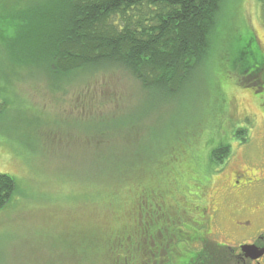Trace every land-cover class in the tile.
<instances>
[{"label": "trees", "instance_id": "16d2710c", "mask_svg": "<svg viewBox=\"0 0 264 264\" xmlns=\"http://www.w3.org/2000/svg\"><path fill=\"white\" fill-rule=\"evenodd\" d=\"M240 1L0 0V20L7 26L5 34L0 31V64L6 63L4 54H8L6 64L13 68L7 75L0 73L4 81L0 83V99L5 101L3 93L8 92L9 82L12 84L10 76L21 77L23 71L32 76L30 67L41 72L50 84H57L50 86L52 92L66 88L75 75L124 69L140 88L164 99L175 98L196 69L203 68L205 97L216 103L227 88L221 76L216 83L210 79L219 43L225 42L220 44L218 58L223 67L222 58L231 49V66H226L231 75L242 78L260 61L259 53H254L262 48L260 40L251 34L243 15L241 31L226 23L231 4L240 5ZM250 34L244 47L237 44ZM249 46L252 48L247 52ZM234 87L232 84L231 91ZM102 88L104 91L90 92L92 115L105 116L106 111L114 114L120 109V102L116 105L115 100L121 95L111 84ZM108 102L114 104L111 111L101 109ZM220 128L227 129L224 117L221 122L216 120L215 128L206 135L199 130L192 139L169 140L163 151L166 164L160 161L153 169L150 161L156 154L139 161L135 152L122 173L113 167L98 171L90 168L86 173L89 195L78 194L73 200L81 209L89 210L75 215L79 221L75 234L84 235L86 241L85 246L84 236L77 239L80 256L75 264H229L227 247L205 244L201 250H191L199 237L198 225L189 219L190 213L199 209V184L207 181L214 165L222 164L228 154L215 147L223 130ZM109 131H97L90 148L98 160H107L113 166L117 160H110L117 158L118 151L99 147L110 139ZM102 151L110 152L106 156ZM98 160L91 159V165ZM155 175L160 178L152 181ZM16 190V179L0 172V210L7 207ZM165 198L170 211L163 205ZM169 199H175L178 207L171 208ZM70 206L74 207L71 202ZM83 214L85 223L81 226ZM181 236L187 241L179 245L175 241ZM87 252L95 261L85 258ZM172 254L178 258L169 263L167 256L174 257Z\"/></svg>", "mask_w": 264, "mask_h": 264}, {"label": "rangeland", "instance_id": "374dc122", "mask_svg": "<svg viewBox=\"0 0 264 264\" xmlns=\"http://www.w3.org/2000/svg\"><path fill=\"white\" fill-rule=\"evenodd\" d=\"M237 5L231 4L226 23L241 31L239 23L243 21V15L249 26L244 24L251 28V34L255 35L257 41L260 40L264 49V0H241ZM6 27L0 20L1 33L5 34ZM251 34L244 35L237 44L244 47ZM222 43L214 51L210 79L218 82L221 76V82H225L227 88L223 89L226 94L216 103L205 97L203 68H197L191 80L172 99L143 90L139 82L124 69H101L75 75L66 88L58 92H52L50 87L57 84L43 79L44 75L34 67L27 69L32 76L25 71L21 77L12 74V84L9 82L8 92L3 93L5 101L0 99V172L16 179L17 190L7 207L0 210V264H75L80 256L76 249L79 243L77 239L84 236L75 234V231H79V221H76L75 215L89 210L81 209L82 206L73 200L78 194L89 195L90 182L86 173L90 168L98 171L113 167V170L122 173L125 163L131 160L129 156L135 152V159L139 161L156 154V158L150 161L153 169L160 161L166 164L163 154L169 140L178 141L183 137L189 140L199 130L206 135L208 130L215 128V121L221 122L223 117L226 123L232 84L236 89L240 88L235 83L236 76L227 69L231 66V49L226 56L221 55L224 56V67L218 61ZM251 48L249 46L247 52ZM258 52L254 50V53ZM4 57L9 64L8 54H4ZM6 63L0 64V73L7 75L13 68L10 65L9 69ZM0 83L4 81L0 80ZM108 84L113 86L117 95H121V99L115 100L116 105L120 102V109L114 114H107L109 111H106L105 116L92 115L89 108L91 99L88 100L90 92H101L102 87ZM237 99L241 114L245 108H249L260 116V110L255 108L254 99L249 93L240 90ZM113 105L108 102L101 109L111 111ZM208 111L211 113L206 114ZM105 128L110 130V139L99 147L118 151L117 158L110 160H117L113 166L107 160H98L90 148L92 138L97 139L95 133ZM220 129L225 131L224 135L229 133V130ZM262 131L263 126L259 134ZM103 152L107 156L110 151ZM91 159L98 161L91 165ZM221 167L222 164H215L214 170ZM222 174L224 179L231 181V159ZM156 177L159 175L151 176L152 181ZM213 177V196L221 202L226 191L222 183L216 180L219 177ZM166 200L163 205L168 208ZM70 202L74 207L70 206ZM168 202L171 208L177 206L175 199ZM99 207H102L101 204ZM84 223L83 214L81 226ZM185 237L181 236L175 242L180 245L187 241ZM82 242L86 246L85 236ZM172 256H167L169 263H174V259L178 258L176 254ZM85 258L92 259L91 253L89 255L87 252Z\"/></svg>", "mask_w": 264, "mask_h": 264}, {"label": "flooded vegetation", "instance_id": "af4514ba", "mask_svg": "<svg viewBox=\"0 0 264 264\" xmlns=\"http://www.w3.org/2000/svg\"><path fill=\"white\" fill-rule=\"evenodd\" d=\"M258 53L259 63L249 67L242 78L236 75L240 89L231 91L226 120L229 133L224 135L222 130L215 146L228 154L222 167L199 184V209L189 218L198 225L199 234L191 250H201L205 244L227 247L229 264H264V49ZM240 90L253 97L259 117L245 107L241 114L236 102ZM230 159L231 181L222 174ZM214 175L226 191L221 202L213 196Z\"/></svg>", "mask_w": 264, "mask_h": 264}]
</instances>
